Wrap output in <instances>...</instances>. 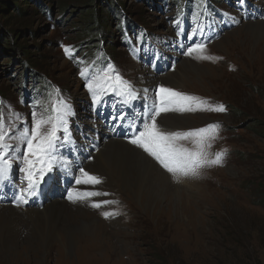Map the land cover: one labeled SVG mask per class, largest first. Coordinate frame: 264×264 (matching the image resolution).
<instances>
[{
    "label": "rangeland",
    "instance_id": "obj_1",
    "mask_svg": "<svg viewBox=\"0 0 264 264\" xmlns=\"http://www.w3.org/2000/svg\"><path fill=\"white\" fill-rule=\"evenodd\" d=\"M40 1L51 6L49 16H41L33 0H8L7 14L0 12V25L8 24L11 32L7 40H2L11 45L0 43V48L11 50L0 52V90L4 91L0 93V101L5 106V115L10 105L29 124L33 111L47 115L45 109L50 111L57 98L70 107V139L61 142L57 150L58 159L67 161L68 168L61 163L49 174L53 179L46 176L39 198L30 203L33 207L39 205L42 211L43 205L57 201L62 203L59 204L62 208L69 205L74 214L86 211L93 221L90 220L86 230L77 232L73 247L66 250L67 255L57 253L55 245L59 241L52 239V247L42 259L35 249L28 251L27 258L18 255L15 259L4 258L0 249V264H264V50L256 48L258 44L264 45V0H218L217 9L210 13L213 15L204 17L196 11L195 3L184 13L182 5L186 0ZM111 3L121 6L130 16L127 27H123L127 22L125 15L116 14V25L113 21L106 34L107 43L116 44V47L112 45L113 51L102 57L99 48L84 53L78 46V38L92 24L93 16L89 12L95 8L98 15L105 17ZM256 22L263 23L257 39L247 29L248 26L259 28L254 25ZM139 27L148 32V45L139 42ZM253 39L258 44H252ZM196 43L206 45L203 55L217 59H198L197 52L184 55ZM62 46L72 49V58ZM28 55L41 66L40 76L50 82V94H40L37 99L30 96L31 86L22 84ZM98 59L103 62L95 63ZM182 62L193 65L189 76L184 80L179 77L177 84H172L165 78L179 72ZM109 64L123 80L129 78L136 99L125 103L120 96L111 97L113 93L107 92L98 93L100 105L93 103L87 84ZM82 69L88 70L87 76L80 75ZM160 86L198 97L214 107L224 106V112L171 111L157 117L158 124L169 132L218 123L215 139L208 141L212 146L206 152L209 159L222 152L220 164L178 180L129 142L130 126L142 125L146 106L158 103L156 93ZM111 139L120 140L150 158L162 174L152 173L162 177L170 187L164 190L163 198L154 201L148 199V194L134 197L110 178L103 169L105 160L96 164L97 152ZM194 141V137H189L177 143L196 150ZM21 163L18 160L14 164L9 186L5 188L7 201L4 193H0V204H11L15 200V185L26 182L19 171L23 167ZM80 168L100 177L102 183L76 185L74 177L80 175ZM57 179L61 181L56 182ZM76 188L108 195L72 203L67 199L68 191ZM103 200L115 203L91 207L92 202ZM22 206L15 202L12 207L22 214ZM105 211L117 214L105 218ZM65 217L72 218L67 214L59 216L55 223L60 226ZM26 226L20 231L35 238L33 227ZM96 232L101 236H96Z\"/></svg>",
    "mask_w": 264,
    "mask_h": 264
},
{
    "label": "snow or ice",
    "instance_id": "obj_2",
    "mask_svg": "<svg viewBox=\"0 0 264 264\" xmlns=\"http://www.w3.org/2000/svg\"><path fill=\"white\" fill-rule=\"evenodd\" d=\"M227 15V14H225ZM199 31H202L198 27ZM179 34V33H178ZM191 39V36L189 37ZM64 47L65 54L72 58V49L69 46ZM206 49L204 43H196L188 47L184 52L186 56H192L194 52L200 53L197 56L202 60H214L212 56L203 55ZM82 77L88 75L87 69L80 72ZM89 92L93 94V103L100 102L98 93L112 92L120 96L123 102L136 99V92L130 82L115 72L114 67L109 64L107 69H102L93 80L87 84ZM145 92L148 90L145 89ZM158 103L154 102L151 107L145 108L142 114V125H132L134 130L129 142L152 157L167 173L176 177L187 178L196 176L200 169L218 165L221 163L223 153L217 152L214 159H209L206 152L212 145L209 140L215 139L218 131V123H210L206 127L189 130L169 132L162 129L158 124L157 117L161 113L171 111H196L207 110L214 112H224L223 105L212 106L207 101L200 100L198 97L185 95L171 88L159 87L156 93ZM195 105V107H193ZM39 107V102L37 103ZM45 115L39 111H33L32 120L29 124L24 121L20 113L7 106V115H5V106L0 101V183L9 179L13 173V166L18 160H22L23 167L19 171L23 173V180L26 186L21 187L15 194V200L21 203H27L26 197L36 196L41 184L45 182V177L51 180L49 176L55 168L63 164L68 168V162H61L58 159L57 150L61 142L69 140V117L72 115L70 107L66 102L57 98L51 104V109ZM189 137L195 138L196 150H188L178 145L177 141ZM80 175L74 177L76 185H99L102 183L100 177L90 174L84 168L79 169ZM108 193L100 191H81L78 189H69L67 199L72 203L88 201L92 197L107 196ZM115 203L111 200L92 202L91 207L100 208L102 205ZM19 206V204H17ZM117 213L103 212L105 218H109Z\"/></svg>",
    "mask_w": 264,
    "mask_h": 264
},
{
    "label": "bare ground",
    "instance_id": "obj_3",
    "mask_svg": "<svg viewBox=\"0 0 264 264\" xmlns=\"http://www.w3.org/2000/svg\"><path fill=\"white\" fill-rule=\"evenodd\" d=\"M254 25L260 27L255 29L253 26H248L247 29L251 30V34H253V36H251L257 39L256 36H258V34H260V32L262 31L261 25H263V23L256 22ZM244 29L246 30L245 27ZM256 39H253L250 42L254 45L258 44V41ZM256 48H261L264 50V45L258 44ZM255 49H252V51H255ZM192 67L193 65L182 62L181 70L178 69L179 72L177 71L178 75L176 74L177 72L175 74L170 73L171 75L166 74V76H168L165 79L169 78L172 81V84H177V80L179 79V77L183 78L182 80L188 78L190 68ZM195 74L196 73H193V76H195ZM130 129L131 132H133L134 129L132 127ZM149 159L145 158L142 153L136 151L135 149L129 148L125 143L121 142L120 140L118 141L115 139H111L108 142L103 143L96 154V164H99L101 163V161L105 160L106 162H103V165H105L106 167H103V169L107 172V174L113 181L116 180V182H119L118 185L123 191L128 190L130 194H132L134 197L140 198L142 195L148 194L150 196L148 197V199L152 198L154 201H156L158 199L163 198L162 195L164 193V190L170 189V187L167 183L164 182L162 177L152 173V171H155L157 173L162 174L159 169L154 167V165L152 164V162L149 161ZM149 169L151 170V172L148 171ZM58 181L61 180L57 179L56 182ZM152 182L164 186L165 188L156 186ZM154 187L158 188L155 189ZM4 189L5 183L2 182L0 183V190L4 191ZM19 189L20 188L16 189L15 194L19 192ZM174 192L176 193V191ZM40 193L41 190L39 188L36 196L26 197L28 201L27 203H21L19 201L14 200V202L11 204H0V249L4 258L9 257L11 259H15L18 257V255H23L25 258H27L28 251H30V249H35V251L39 253L38 258L42 256L40 258L42 259L44 258V254L47 252V250L52 247V239H58L59 241V245H55L57 246V253L61 252V254H66V250H70L71 247H73L72 243H75L76 236L78 235L77 232H79L81 229L86 230V228H88V224L91 218L87 214H85L86 211L85 213H83L82 211L81 213L74 214V211L70 212L69 205L67 209L62 208V205H59L62 203H59L57 201H51L49 203H46L45 205H43V209L41 208L42 211H40L39 205H35V207H33L30 202L38 199ZM15 202H19L23 205L20 210L23 212H21L22 214L19 213V210L12 207ZM166 206L168 205L166 204ZM66 214L72 216L71 220H68V218L65 217L62 220L63 223L58 226L55 223L54 219L59 216H65ZM79 215L88 219L85 220L82 217H77ZM73 216H75V218H73ZM29 220L31 222H29ZM26 225H30L31 228L33 227V233H35L36 235L35 238H33V236L31 235L30 237H28L27 234H23V232H21L24 226ZM99 233H97L96 236H101ZM83 256L86 259L88 258L86 254H83Z\"/></svg>",
    "mask_w": 264,
    "mask_h": 264
},
{
    "label": "trees",
    "instance_id": "obj_4",
    "mask_svg": "<svg viewBox=\"0 0 264 264\" xmlns=\"http://www.w3.org/2000/svg\"><path fill=\"white\" fill-rule=\"evenodd\" d=\"M33 1L37 5V7H38L37 9L39 10V14L41 16H43V17L44 16H49V12L52 11V10L50 9L51 6L48 3L45 4V3L41 2L40 0H33ZM104 1L107 3L110 0H104ZM92 2H94V0H92ZM217 2H218V0H197V4L200 5L202 10L209 8L212 11H215V9H217L216 8V3ZM8 7H9L8 0H0V12H1V14H5L6 11L8 10ZM107 10H108L107 11V16L101 17L100 16L101 13L98 15V10L97 9H95V8L92 9L89 12V14L93 16V19H92V22H91L92 24L91 25H87L88 27L82 30L80 38H78V46L82 47V49H84L85 51L99 48L100 49L99 57H102V55L104 53H106V52H110L111 50L113 51L112 45L116 47V44H110V43L108 44L107 43L108 41L106 39V34H107V31H108L107 27H111L114 22H115V25H116L115 15L118 14V13H123L125 15V19L127 20V22L126 21L124 22V24H123L124 28L127 27L128 18L130 17L128 14H126V11L121 6H117L116 4H112L111 3V5L107 7ZM20 13H22V12H20ZM8 14L10 15V13H8ZM137 14L138 13H136V15ZM9 15H7V16H9ZM139 19H141V18H139ZM57 20H60V19H55L54 21H57ZM7 29H8V24H1L0 25V41L7 40L6 38H8L7 37L8 34L11 36V32L9 31V29L8 30ZM15 38H16V36H15ZM52 42H53V40H51V43ZM0 43L10 44L9 41H2ZM18 49L20 50V48H18ZM1 51L2 52L4 51V52L7 53V52H9L11 50H6L2 46L0 48V52ZM112 54H113V52H112ZM27 61L29 63H27L28 65H25V66H28V67H24L25 68L24 69L25 73H23L22 76L27 78L29 76V74L30 75L34 74L33 79L34 80L39 79L40 78L39 77L40 74L38 72H40L39 69L41 68V66L35 60L31 61L30 55L27 56ZM44 74H45V72H44ZM45 75L48 76L47 73ZM29 81H32V80H29ZM39 81L40 80H38V83H39L40 87L41 86H45L46 87V83L43 80L40 81L43 85H41ZM0 93L2 94V93H4V91L0 90ZM249 188L252 190V188L250 186L248 187V189ZM260 196H261V193H260Z\"/></svg>",
    "mask_w": 264,
    "mask_h": 264
}]
</instances>
